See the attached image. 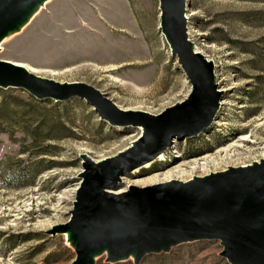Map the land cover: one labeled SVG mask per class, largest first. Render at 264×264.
Here are the masks:
<instances>
[{
  "label": "rangeland",
  "instance_id": "374dc122",
  "mask_svg": "<svg viewBox=\"0 0 264 264\" xmlns=\"http://www.w3.org/2000/svg\"><path fill=\"white\" fill-rule=\"evenodd\" d=\"M159 0H53L0 60L59 83H84L125 111L154 116L186 101L192 85L160 30ZM189 40L214 63L221 107L208 130L174 139L164 161L122 177L110 193L188 182L264 159V0H186ZM141 128L111 126L82 100L38 101L0 89V264H71L65 235L95 163L126 151ZM218 241L184 244L142 264H230ZM102 257L97 264H107ZM118 264H134L132 260Z\"/></svg>",
  "mask_w": 264,
  "mask_h": 264
},
{
  "label": "water",
  "instance_id": "95a60500",
  "mask_svg": "<svg viewBox=\"0 0 264 264\" xmlns=\"http://www.w3.org/2000/svg\"><path fill=\"white\" fill-rule=\"evenodd\" d=\"M52 1L0 0V52ZM159 4L161 33L192 92L158 116L122 110L90 85L59 83L22 64L0 60V89H21L38 101L82 100L111 126L142 129V136L113 158L95 163L84 156L73 218L49 234L65 235L76 254L71 264H97L102 257L107 264H142L146 256L204 241L220 242V256L230 264H264V159L188 182L130 186L120 195L107 191L155 161L174 139L192 138L211 128L221 107L214 63L197 52L188 37L186 0Z\"/></svg>",
  "mask_w": 264,
  "mask_h": 264
},
{
  "label": "bare ground",
  "instance_id": "6f19581e",
  "mask_svg": "<svg viewBox=\"0 0 264 264\" xmlns=\"http://www.w3.org/2000/svg\"><path fill=\"white\" fill-rule=\"evenodd\" d=\"M167 150H168V149H167ZM167 150H166L162 155H160V156L155 160V162H156V161H164V160H165V153L167 152ZM155 162L153 161V163H155ZM153 163L150 162V163L144 165L143 167L138 168L137 170H135V171L133 172V174L136 175V174L139 173L140 171L152 167Z\"/></svg>",
  "mask_w": 264,
  "mask_h": 264
}]
</instances>
